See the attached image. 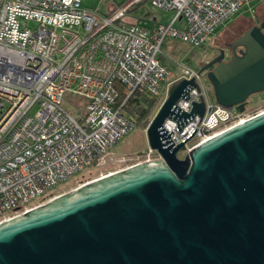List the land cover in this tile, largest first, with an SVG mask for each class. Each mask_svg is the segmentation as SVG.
<instances>
[{
    "label": "water",
    "instance_id": "obj_1",
    "mask_svg": "<svg viewBox=\"0 0 264 264\" xmlns=\"http://www.w3.org/2000/svg\"><path fill=\"white\" fill-rule=\"evenodd\" d=\"M263 30L264 19L228 54L219 48L199 61L217 104L239 105L264 91ZM191 87L199 91L194 75L172 81L146 128L158 159L1 222L0 264H264V110L186 151L196 128L175 144L162 124L172 118L179 131L202 117L200 94L188 112L176 105Z\"/></svg>",
    "mask_w": 264,
    "mask_h": 264
},
{
    "label": "built area",
    "instance_id": "obj_2",
    "mask_svg": "<svg viewBox=\"0 0 264 264\" xmlns=\"http://www.w3.org/2000/svg\"><path fill=\"white\" fill-rule=\"evenodd\" d=\"M143 1L124 0L100 16L81 0H0V223L56 196L48 190L77 171L102 164L135 126L127 98L167 93L168 68L160 61L165 37L199 46L248 0H148L174 10L170 22L127 21L128 10ZM193 75L199 91L191 87L176 105L188 112L200 94L202 117L193 115L179 131L172 118L162 124L175 144L196 128L186 151L257 114L217 104L196 69L186 67L181 77ZM67 91L85 98V113L68 112ZM152 152L136 163L158 159Z\"/></svg>",
    "mask_w": 264,
    "mask_h": 264
},
{
    "label": "rangeland",
    "instance_id": "obj_3",
    "mask_svg": "<svg viewBox=\"0 0 264 264\" xmlns=\"http://www.w3.org/2000/svg\"><path fill=\"white\" fill-rule=\"evenodd\" d=\"M124 0H81L82 7L93 10L100 16L107 15L113 12ZM264 6V0H248L242 7L226 18L223 22L219 23L209 34L204 42L195 46L189 41L183 40L178 36H167L163 39L160 46V61L168 68V74L165 77V83L172 82L184 74L185 68L197 69L198 63L201 59L213 54V47L220 46V42L224 38H228L227 29L233 22H240L239 17H248L253 14L254 10L259 13L260 8ZM174 10L162 9L150 1L146 0L139 4L133 5L126 13V20L129 19L136 21L141 26H148L149 23H164L170 22L174 16ZM180 19L175 23V26H180ZM36 23L29 21L27 26L34 28ZM183 26V24H181ZM231 36V35H230ZM202 80L208 91L212 96V87L208 83L205 75H201ZM164 96V97H163ZM166 96V91L162 90L161 97L155 103L147 116L145 123H135L134 128L127 133L124 137L118 140L106 154L104 162L100 165H90L80 171L74 173L64 182H61L51 187L47 193H59L68 191L82 183L88 182L92 179L103 176L109 172L126 168L136 162L140 161L144 154L148 152L149 145L146 138V128L157 112L161 103ZM244 109L249 113H258L264 110V91L252 93L244 102ZM62 104L66 106L68 112L73 113L74 108L78 113H85V98L80 94L72 92H65L63 95ZM153 154H157L152 150ZM185 151L178 153L179 157L184 155ZM82 181V182H80ZM43 196H38L29 204H33L42 199Z\"/></svg>",
    "mask_w": 264,
    "mask_h": 264
},
{
    "label": "trees",
    "instance_id": "obj_4",
    "mask_svg": "<svg viewBox=\"0 0 264 264\" xmlns=\"http://www.w3.org/2000/svg\"><path fill=\"white\" fill-rule=\"evenodd\" d=\"M129 22H135L134 20L129 19ZM154 24V23H153ZM151 24V25H153ZM124 96V94H123ZM122 96V97H123ZM159 96L156 95H150L145 92L142 93H135L131 95L129 98H127L125 102V109L128 114L131 115V117L134 119L135 123H145L147 120V116L151 109L154 107L155 103L158 101ZM244 104H239V109L244 108ZM82 182V181H80ZM61 192V191H59ZM57 192L56 194H58ZM55 194V193H54Z\"/></svg>",
    "mask_w": 264,
    "mask_h": 264
},
{
    "label": "flooded vegetation",
    "instance_id": "obj_5",
    "mask_svg": "<svg viewBox=\"0 0 264 264\" xmlns=\"http://www.w3.org/2000/svg\"><path fill=\"white\" fill-rule=\"evenodd\" d=\"M262 19H264V6L260 8V12L259 13L255 9L253 14H251V16L239 17V21L240 22L231 23V26L229 27V29H227V35L226 36H228V38L222 39L221 42H220V46L213 47V50H214L213 54L219 48H224L226 54H228L229 48H230L229 46L232 43V41L234 39H236L238 36H240L241 34H243V32L245 30L249 29L250 27L258 26L260 24V22L262 21ZM263 32H264V30H263ZM236 49H238V47ZM213 54L207 56L204 59L209 60L212 57Z\"/></svg>",
    "mask_w": 264,
    "mask_h": 264
},
{
    "label": "crops",
    "instance_id": "obj_6",
    "mask_svg": "<svg viewBox=\"0 0 264 264\" xmlns=\"http://www.w3.org/2000/svg\"><path fill=\"white\" fill-rule=\"evenodd\" d=\"M180 22H181V21H180ZM151 24H153V23H149V25H151ZM149 25H148V26H149Z\"/></svg>",
    "mask_w": 264,
    "mask_h": 264
}]
</instances>
